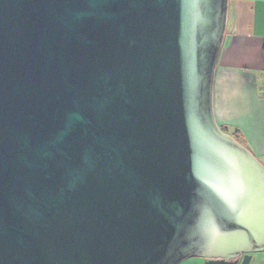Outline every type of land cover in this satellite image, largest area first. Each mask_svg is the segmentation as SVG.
<instances>
[{
    "label": "water",
    "instance_id": "obj_1",
    "mask_svg": "<svg viewBox=\"0 0 264 264\" xmlns=\"http://www.w3.org/2000/svg\"><path fill=\"white\" fill-rule=\"evenodd\" d=\"M229 0H0V264H250L264 165L217 124Z\"/></svg>",
    "mask_w": 264,
    "mask_h": 264
},
{
    "label": "crops",
    "instance_id": "obj_2",
    "mask_svg": "<svg viewBox=\"0 0 264 264\" xmlns=\"http://www.w3.org/2000/svg\"><path fill=\"white\" fill-rule=\"evenodd\" d=\"M264 0H229L224 42L213 85L217 124L238 130L245 147L264 165ZM263 260L264 264V251ZM190 257L179 264H213Z\"/></svg>",
    "mask_w": 264,
    "mask_h": 264
},
{
    "label": "rangeland",
    "instance_id": "obj_3",
    "mask_svg": "<svg viewBox=\"0 0 264 264\" xmlns=\"http://www.w3.org/2000/svg\"><path fill=\"white\" fill-rule=\"evenodd\" d=\"M230 133V132H228ZM263 252H260V253H254L253 254V257H254V260L250 263V264H261L262 260H263Z\"/></svg>",
    "mask_w": 264,
    "mask_h": 264
},
{
    "label": "trees",
    "instance_id": "obj_4",
    "mask_svg": "<svg viewBox=\"0 0 264 264\" xmlns=\"http://www.w3.org/2000/svg\"><path fill=\"white\" fill-rule=\"evenodd\" d=\"M263 52H264V45H263ZM221 129H222L223 131H225V132H228V130L226 129V127H221ZM234 138H235L237 141H239L240 143H242L241 138H240V133H239L238 130L235 131V133H234ZM242 144H243V143H242Z\"/></svg>",
    "mask_w": 264,
    "mask_h": 264
}]
</instances>
